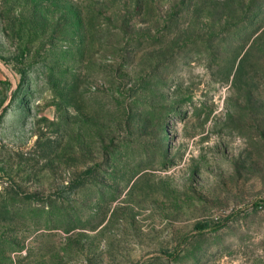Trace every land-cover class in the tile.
Masks as SVG:
<instances>
[{"label": "rangeland", "instance_id": "rangeland-1", "mask_svg": "<svg viewBox=\"0 0 264 264\" xmlns=\"http://www.w3.org/2000/svg\"><path fill=\"white\" fill-rule=\"evenodd\" d=\"M0 264H264V0H0Z\"/></svg>", "mask_w": 264, "mask_h": 264}, {"label": "trees", "instance_id": "trees-1", "mask_svg": "<svg viewBox=\"0 0 264 264\" xmlns=\"http://www.w3.org/2000/svg\"><path fill=\"white\" fill-rule=\"evenodd\" d=\"M204 226H200V228H203Z\"/></svg>", "mask_w": 264, "mask_h": 264}]
</instances>
